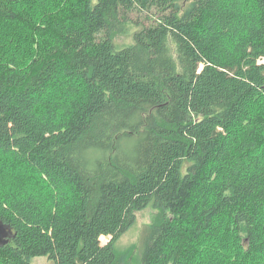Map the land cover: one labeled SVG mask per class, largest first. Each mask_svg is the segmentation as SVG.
Listing matches in <instances>:
<instances>
[{
    "label": "trees",
    "instance_id": "1",
    "mask_svg": "<svg viewBox=\"0 0 264 264\" xmlns=\"http://www.w3.org/2000/svg\"><path fill=\"white\" fill-rule=\"evenodd\" d=\"M261 57L264 0H0V264H264Z\"/></svg>",
    "mask_w": 264,
    "mask_h": 264
},
{
    "label": "rangeland",
    "instance_id": "2",
    "mask_svg": "<svg viewBox=\"0 0 264 264\" xmlns=\"http://www.w3.org/2000/svg\"><path fill=\"white\" fill-rule=\"evenodd\" d=\"M49 4V3H48ZM59 4L56 5L57 8ZM47 11H50L51 8L47 7ZM34 17L38 19L40 17L39 14H34ZM25 30V27L23 31ZM116 42L119 44H128L132 42L131 35L124 36L120 35L116 37ZM227 45V44H226ZM229 45V44H228ZM227 45V46H228ZM230 46V45H229ZM231 48L233 46H230ZM30 45L23 44V50H29ZM10 50V49H9ZM12 55H17L15 51H11L10 58H13ZM8 56V55H7ZM264 102V97L262 98ZM30 171L27 169L23 171V165L16 159L12 158L8 154H4L0 151V196L3 198V202H6L8 196L16 198L17 196H28L32 190L30 188V184H28V180L30 178ZM29 186V188H28ZM6 198V200L4 199ZM157 210L155 208H147L138 213L136 223L130 228L127 232H125L121 238L117 242V247L122 250H126L131 248L134 245L139 244L141 232L144 227L155 219ZM110 240L108 236H102L101 241L106 243ZM232 260L238 259V254L234 251L231 252ZM32 264H54L51 260H49L45 256H39L32 260Z\"/></svg>",
    "mask_w": 264,
    "mask_h": 264
},
{
    "label": "water",
    "instance_id": "3",
    "mask_svg": "<svg viewBox=\"0 0 264 264\" xmlns=\"http://www.w3.org/2000/svg\"><path fill=\"white\" fill-rule=\"evenodd\" d=\"M13 236L12 228L0 220V244L4 245Z\"/></svg>",
    "mask_w": 264,
    "mask_h": 264
},
{
    "label": "bare ground",
    "instance_id": "4",
    "mask_svg": "<svg viewBox=\"0 0 264 264\" xmlns=\"http://www.w3.org/2000/svg\"><path fill=\"white\" fill-rule=\"evenodd\" d=\"M259 61H260L261 63H264V57H261V58L259 59Z\"/></svg>",
    "mask_w": 264,
    "mask_h": 264
}]
</instances>
